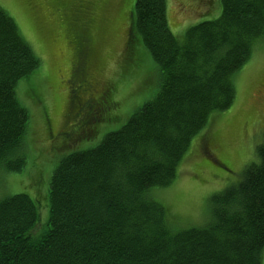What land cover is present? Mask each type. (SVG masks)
<instances>
[{
	"label": "trees",
	"instance_id": "obj_1",
	"mask_svg": "<svg viewBox=\"0 0 264 264\" xmlns=\"http://www.w3.org/2000/svg\"><path fill=\"white\" fill-rule=\"evenodd\" d=\"M167 7L168 0H136L129 16L127 44L137 32L160 71L156 96L96 147L60 161L48 192V230L39 240L31 238L37 202L26 194L0 201V264H263L264 145L236 184L212 196L211 219L202 227L173 233L152 192L174 181L210 116L234 104L232 76L264 38V0H221L219 17L189 27L182 41L170 29ZM88 11L80 0L69 21L74 63L67 116L80 126L75 142L118 119L113 86L87 75L95 54ZM39 66L0 7V172L26 167L30 116L17 87Z\"/></svg>",
	"mask_w": 264,
	"mask_h": 264
},
{
	"label": "rangeland",
	"instance_id": "obj_2",
	"mask_svg": "<svg viewBox=\"0 0 264 264\" xmlns=\"http://www.w3.org/2000/svg\"><path fill=\"white\" fill-rule=\"evenodd\" d=\"M78 2L0 0V7L14 20L40 61L39 68L17 87L19 102L30 116L24 138L26 167L21 173L0 172V201L26 194L39 206L33 241L48 230V192L60 161L96 147L106 134L118 131L153 100L161 82L158 66L142 37L135 32V40L127 44L129 16L136 0H82L88 4L92 20L88 34L95 52L87 75L99 86H113L110 95L117 103L113 115L118 119L103 125L92 139L73 141L80 126L67 116L74 63L69 21ZM220 14L221 0H168L169 26L180 41L189 27ZM256 42L248 62L232 76L237 92L232 107L210 116L192 139L174 181L152 192L167 209L173 233L206 225L211 219L212 196L236 184L245 167L256 160L257 146L264 145V38Z\"/></svg>",
	"mask_w": 264,
	"mask_h": 264
},
{
	"label": "flooded vegetation",
	"instance_id": "obj_3",
	"mask_svg": "<svg viewBox=\"0 0 264 264\" xmlns=\"http://www.w3.org/2000/svg\"><path fill=\"white\" fill-rule=\"evenodd\" d=\"M81 93H82L81 96H82L83 99H86V100H89L90 99L91 93L89 91L88 92H84L82 90Z\"/></svg>",
	"mask_w": 264,
	"mask_h": 264
}]
</instances>
